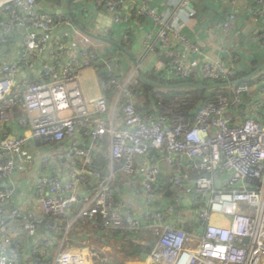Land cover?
I'll return each instance as SVG.
<instances>
[{"label":"built area","instance_id":"obj_1","mask_svg":"<svg viewBox=\"0 0 264 264\" xmlns=\"http://www.w3.org/2000/svg\"><path fill=\"white\" fill-rule=\"evenodd\" d=\"M247 1L245 12L261 26L246 49L263 57L264 0ZM94 2L115 23L152 21L145 40L149 47L159 40L157 64L167 78L230 84L205 102H192L189 93L167 101L158 96L153 113H140L141 81L134 66L123 72L117 55L38 0H0V48L18 37L21 43L20 53L0 64V182H8L0 186V264H21L27 243L40 264H92L86 244L67 242L79 221L147 231L152 248L136 256L137 264H264V69L249 83L237 76L249 60L226 33L239 19L240 0H221L230 10L218 25L223 32L218 45L228 62L217 56L199 68L188 58L199 47L182 32V14L195 12L191 0H168L166 13L133 0ZM62 24L73 39L58 34ZM35 61L37 74L20 79ZM95 67L102 71L101 94L87 100L76 79L81 70ZM16 107L25 116L14 118ZM33 139L53 143L34 178L40 212L29 198L14 201L15 155ZM101 152L107 164L99 171L91 164ZM122 176L129 192L142 200L140 219L117 195L115 181ZM162 183L172 194H164ZM46 215L65 223L60 242L40 231Z\"/></svg>","mask_w":264,"mask_h":264},{"label":"crops","instance_id":"obj_2","mask_svg":"<svg viewBox=\"0 0 264 264\" xmlns=\"http://www.w3.org/2000/svg\"><path fill=\"white\" fill-rule=\"evenodd\" d=\"M75 5L85 13V21L87 23L86 31L97 35L99 41H93L97 44L105 46L107 52L110 53V45L107 41L103 38L104 36V29L101 27L100 23L97 22L96 18L99 14V10L95 7L94 0H74ZM135 3H145L150 8L157 10L159 13H166L168 11V0H133ZM249 3L247 0H240L237 3L238 12H239V19L233 26V29L226 33V37L231 38L235 43L238 44L237 52L241 53V56L247 58L249 60V64L246 67H241L240 73L248 72L252 62H262L259 65V68L264 64V55L254 54L251 53L246 48H252L257 40V35L260 31L261 21L257 18L250 17L245 12L246 8L248 7ZM195 12L191 15H187V13H183L181 17V21L183 24L182 32L199 47V53H190L188 52L189 60L195 65V67L199 68L200 65L209 59H212L217 56H221L224 61L228 62V57L221 55L219 53V45H218V37L223 34L221 29H219L218 25L223 20L224 16L230 10L229 6L225 3L221 2V0H191L189 5ZM41 7L47 11L56 13L57 11L61 12L64 15V8L63 7H52L45 2L41 3ZM66 8L69 9V6ZM128 12V11H127ZM105 14V13H104ZM107 15V14H106ZM153 23L150 19L141 17L136 22L135 20H131L128 23H115L112 22L110 28L107 29L108 34L106 38L114 39L120 38L125 34L126 29H131L133 33V42L131 44V50L129 53L133 55L136 60L140 62L141 69L144 72L150 71H161L162 68L158 67V59H157V52L160 50V43L159 40H156L154 45L149 47V40H145V35L147 32L153 31ZM58 34L66 37H70L71 39L74 36L71 33V30L66 25H60L58 29ZM110 34V35H109ZM96 38V37H94ZM156 39V38H155ZM105 41V43H103ZM114 41V40H113ZM171 47L177 48L178 41L170 36L169 38ZM107 42V43H106ZM109 44V45H108ZM20 37H18L15 42L12 43L10 46H2L0 48V64L10 62L17 54L20 53ZM19 47V48H18ZM112 54H115L114 51ZM235 51L232 52L234 54ZM126 55V54H125ZM127 56V55H126ZM128 57V56H127ZM120 60L123 59L122 56H119ZM129 58V57H128ZM130 59V58H129ZM165 62L168 59H164ZM131 61V60H130ZM132 62V61H131ZM121 66H122V62ZM38 62H34V69L29 70L25 68V70L21 73L20 79L25 80L28 76L36 75ZM127 65V63H126ZM132 66L133 63L131 64ZM127 67V66H126ZM160 68V69H159ZM258 68V69H259ZM125 69V66H124ZM123 66H122V70ZM100 67L87 68L80 71L76 79V85L79 86L82 91L84 97L89 100L95 98L101 94V90L99 88V76H100ZM257 69L250 72L248 75L252 77V73L256 72ZM109 102L110 105H114V98L113 95H109ZM21 113V116H25L22 110H18ZM20 116V117H21ZM116 121L120 124V114L116 115ZM48 149V144L45 143H34L31 141L23 151L16 153L15 158L18 163L16 169L13 173V181L15 184V199L14 201L22 202L25 198H29L31 200L32 207L40 212V206L37 203L35 197L33 196L34 191V178L41 172L40 164L38 161L44 155V153ZM29 162V163H28ZM28 163V164H27ZM27 167H26V166ZM66 166V165H65ZM19 167H23L19 168ZM165 170V174L169 173L166 168L164 167L163 171ZM8 182L2 181L0 186H6ZM115 188L117 195L120 198L127 200L133 206V210L129 212L130 215L136 216L137 218H142L144 215V207L142 205V200L140 197H134L133 194L129 192L130 188L127 186V183L122 176L120 179H116L115 181ZM18 202V203H19ZM10 209V207H9ZM14 226H17L16 223H13ZM86 224V223H84ZM40 231L44 232L43 228L40 227ZM85 233L89 236L86 239V242H79L81 244H89V239L94 235H99L102 233L101 228L98 225H94L93 223H88V226H84ZM147 231H143V236L150 240L151 237L148 236ZM58 235V234H57ZM151 236V233H150ZM62 238L57 236V241L60 242ZM69 238V234H68ZM153 240V238L151 239ZM152 244V241H151ZM58 245V243H57ZM31 245L28 243L25 244L23 247V261L27 264H30V259L32 257V250ZM26 250L29 251V254L26 255ZM134 257V258H133ZM136 256H129L125 255L122 256L121 259L124 264L128 262L135 263ZM137 264V263H135Z\"/></svg>","mask_w":264,"mask_h":264},{"label":"trees","instance_id":"obj_3","mask_svg":"<svg viewBox=\"0 0 264 264\" xmlns=\"http://www.w3.org/2000/svg\"><path fill=\"white\" fill-rule=\"evenodd\" d=\"M39 2L49 4L52 7H63L64 8V19H69L72 23L79 28L82 27L86 30L87 23L85 21V13H83L79 8L75 5L74 0H38ZM69 6V9L66 8ZM110 35V34H109ZM95 41H99V38H94ZM112 40V39H111ZM114 42L122 46V49L117 46L111 44L110 51H114L115 55L122 56L123 59L120 60L122 62V66L124 69L123 72H127L132 67V62L125 55L124 51L129 52L131 50V44L133 42V33L131 29H126L125 34L120 38L113 37ZM112 40V41H113ZM105 43V41L103 42ZM107 43V42H106ZM108 44V45H109ZM166 59V58H165ZM127 63V65H126ZM121 64V63H120ZM262 62H252L251 66L246 73H238V78L244 77L243 82H251L250 77L248 75L250 72L259 68ZM127 66V67H126ZM144 76L147 79L158 81L166 86L164 87H156L150 85L148 83H144L141 80V90L137 94V110L140 113H153L155 109L159 107V98L161 96L164 100H170L173 97H176L181 94L189 93L190 100L192 102H205L210 97H214L221 90H226V86L221 87H211V88H197L194 86H181L180 84L186 81L194 82L193 79L189 80H181L178 78L169 79L166 77L164 71H150L144 72ZM102 78L105 75H101ZM202 85L208 86L210 83H206L204 81L201 82ZM17 107L14 109V118H19L21 113L18 112ZM34 143L40 144L43 143L42 139H33L31 140ZM30 141V142H31ZM49 145L53 143L49 142ZM107 164L106 152L97 153L94 155L93 163L91 164L93 169H97L99 171L104 170ZM1 183V182H0ZM161 189L164 191L166 196L172 194L171 187L162 183L159 185ZM65 223L60 222V218L54 215H46L42 216L40 227L43 228L44 232L54 234L56 237L62 235ZM102 233L99 235H94L89 239V247L92 254V264H124L121 257L125 255L129 256H142L144 257L148 254L152 248L151 240L143 236V231L135 233L129 229H101ZM58 234V235H57ZM149 234V233H147ZM89 236L84 231V223L79 221L73 225L69 232L68 243L81 245L79 242H86ZM36 258V259H35ZM31 259H33L34 264H40L37 260V256L32 255ZM21 264H26L21 258Z\"/></svg>","mask_w":264,"mask_h":264},{"label":"water","instance_id":"obj_4","mask_svg":"<svg viewBox=\"0 0 264 264\" xmlns=\"http://www.w3.org/2000/svg\"><path fill=\"white\" fill-rule=\"evenodd\" d=\"M96 20H97L98 23H100L101 27L104 29V30H103L104 32L107 31V29L110 28V26H111V24H112V18H111L109 15L104 14L102 11L99 12V14H98ZM79 29H81L83 32L89 34V35L92 36V37H96V38H98L97 35L92 34V33L88 32V31H86L85 29H83V28L80 27V26H79ZM103 34H104V33H103ZM101 38H103L105 41H107V42H109V43H111V44L117 46L118 48L122 49V46H121V45L117 44L116 42H114V41H112V40H110V39H108V38H106L105 36H103V37H101ZM123 52H124V53L130 58V60L132 61L133 65H134V67H135V69H136V71H137V73H138V76H139V78H140V80H141L142 82H144V83H148V84L153 85V86H156V87H164V86H166V85H164V84H162V83H160V82H158V81L147 79V78L144 76V73H143V70L141 69V66H140L139 61L136 60V58H135L133 55H131V53H129V52H127V51H124V50H123ZM263 69H264V64H263V65H262V66H261L256 72H258V71H260V70H263ZM256 72L252 73V75L255 74ZM101 73H102V71H101ZM229 84H230V83H214V84H210V85H208V86H204V85H202L201 83L191 82V81H186V82L181 83L180 85H181V86H194V87H197V88H201V89H202V88H206V87H207V88H211V87L227 86V85H229ZM216 183L218 184V181H216ZM28 254H29V251L26 250V255H28Z\"/></svg>","mask_w":264,"mask_h":264},{"label":"rangeland","instance_id":"obj_5","mask_svg":"<svg viewBox=\"0 0 264 264\" xmlns=\"http://www.w3.org/2000/svg\"><path fill=\"white\" fill-rule=\"evenodd\" d=\"M28 163H29V162H28ZM28 163H27V164H28ZM25 166H26V165H25ZM26 167H27V166H26ZM19 168H22V169H23V167H19ZM165 168H166V167H165ZM166 170L169 172V170H168L167 168H166ZM85 225L88 226V224H84V226H85ZM151 239H152V238H150V240H151ZM151 241H152V240H151Z\"/></svg>","mask_w":264,"mask_h":264}]
</instances>
